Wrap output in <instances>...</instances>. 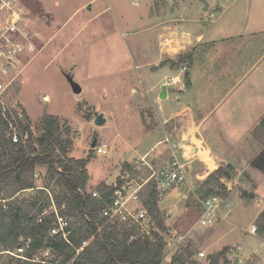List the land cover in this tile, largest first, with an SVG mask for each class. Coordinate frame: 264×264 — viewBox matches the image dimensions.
<instances>
[{
	"label": "rangeland",
	"instance_id": "1",
	"mask_svg": "<svg viewBox=\"0 0 264 264\" xmlns=\"http://www.w3.org/2000/svg\"><path fill=\"white\" fill-rule=\"evenodd\" d=\"M20 1L27 10L24 30L38 51L2 93L1 110L4 107L19 115L24 109L35 136L41 133L43 114L54 117L59 130L71 140L67 156L90 158L86 165L89 191L100 183L117 180L118 172L128 178L135 160L155 142L167 137L168 142L152 147L147 159L153 160V167L159 169L174 150L187 180L167 192L166 200L181 196L178 204L169 205L172 215H167L168 209L157 202V220L165 227L161 231L163 238L168 230L184 237L179 244L166 242L161 264H170L171 256L184 247L192 252L191 259L202 264H208L207 258L223 248L227 249L228 264H250V256L256 257L255 264H264V237L260 234L262 240L246 231L256 212L253 202L246 203L258 195V204H264V183H261L263 187H257L246 172L234 168L228 169V176L216 173L201 153L204 150L214 161L223 160L224 168L227 163L238 165L237 168L248 162L257 149L252 146L249 130L256 124V118L262 117L261 97L255 96L258 88L251 86L253 92L245 91L247 95L242 100L237 97L245 80H240L238 90L239 87L232 88L233 79L222 80L221 87L217 79L222 76V69L227 71V65H231L233 53L232 46L226 47L230 40L218 38L228 33L227 27H235L232 22L241 20L243 1L229 7L226 1L221 2L222 14L215 19L218 10H208V5L204 8L203 1L207 0H94L89 7L83 6L88 0ZM108 4L110 7L103 10ZM199 6L204 11L198 12ZM156 20L166 27H212L215 33L217 40L198 51V78L193 88L199 123L196 132L203 138L201 146L191 144V137L186 135L185 114L171 118L170 112L178 101L173 97L163 101L157 94L163 84L168 90L171 85L184 87L194 35L183 31L185 46L180 41L161 37L163 63L170 69L149 64L155 56V44L151 30L146 28ZM49 24L52 27H46ZM165 50L168 53L164 54ZM67 75L81 86L79 94L72 92ZM172 78H175L173 83ZM0 80L8 79L0 75ZM161 81L163 84L159 85ZM247 98H251V103L246 102ZM96 113H102L106 123L96 125ZM217 118H226L229 122L226 126L216 124ZM100 142L109 146L106 156L97 155L93 150ZM125 155H130V162H126ZM32 180L35 187L20 192L15 199L29 201L41 194L39 189L43 190L41 199L59 191L44 167L35 169ZM8 190L5 189L3 196ZM149 193L150 189L146 188L143 197ZM212 193L223 199L219 218L213 224L202 225L199 200ZM178 215L186 220L183 226L174 220ZM253 224L257 228V219ZM232 246L236 249L234 256L239 258L232 256ZM238 247L241 250L236 252ZM200 252L204 256H199ZM6 259H0V264Z\"/></svg>",
	"mask_w": 264,
	"mask_h": 264
},
{
	"label": "trees",
	"instance_id": "2",
	"mask_svg": "<svg viewBox=\"0 0 264 264\" xmlns=\"http://www.w3.org/2000/svg\"><path fill=\"white\" fill-rule=\"evenodd\" d=\"M9 121L17 128L16 142L10 139ZM40 130L35 136L24 109L18 115L6 108L3 113L0 107V250L13 249L30 240L25 256L30 258L39 250L50 249L54 264H161L166 246L161 231L165 227L157 220L155 191L150 190L147 197H142L155 228L149 234L136 236L135 230L100 216L101 202L86 187L89 179L86 165L90 158L67 156L71 140L59 130L57 120L43 114ZM253 135L264 139V120L254 128ZM249 165L264 174V145ZM37 167L46 169L49 180L54 181L59 191L41 199L43 190L39 189L41 194L29 201L15 199L20 192L35 187L32 176ZM225 167L217 163L214 172L228 176L229 167ZM6 188L9 190L3 196ZM95 189L106 194L111 186L100 183ZM51 200L58 213L70 220V244L58 235H49L55 219L53 213L38 221ZM256 231L264 237V209L258 215ZM132 235L135 237L131 238ZM226 252L223 248L210 255L208 264H228ZM191 255L188 247H184L171 256L170 264H202L191 259ZM5 258L6 262L1 264H39L0 253V259Z\"/></svg>",
	"mask_w": 264,
	"mask_h": 264
},
{
	"label": "built area",
	"instance_id": "3",
	"mask_svg": "<svg viewBox=\"0 0 264 264\" xmlns=\"http://www.w3.org/2000/svg\"><path fill=\"white\" fill-rule=\"evenodd\" d=\"M26 11L20 0H0V75L8 79L5 82L0 80V104H3L2 93L5 92L12 80L23 72L33 59L36 51H38L23 27ZM185 69L186 67L182 70ZM171 80L173 83L175 78ZM4 110L5 108L2 107L3 113ZM8 128L11 141L16 142L18 140L16 126L9 121ZM164 140L168 141V138L165 137ZM93 150L97 155L106 156L109 152V146L105 142H100L93 147ZM147 157L148 155L144 154L135 160V166L133 165L132 171H130L131 175L128 178L119 174L117 180L108 184L111 186L108 193H100L95 188L89 191L94 198L101 202L99 210L101 217L135 230L136 236L149 234L154 226L151 216L142 201L145 189L154 190L157 202H161L170 189L186 181L185 170L174 150H172L171 157L165 165L159 169L154 168L153 163ZM145 171L147 172L143 175ZM222 200L221 196L216 193L199 200L200 224H213L219 218L218 210L222 205ZM229 210L230 208L227 207L226 213ZM50 213L54 214L55 219L49 229V235H58L70 244V220L58 213L52 200L48 209L40 214L38 221H41L42 217ZM166 214L169 215L170 211H167ZM249 232L255 234L256 227L251 226ZM130 237L134 238L135 236ZM183 239V235L175 230H168L164 240L167 244L173 243L175 245L181 243ZM29 242L30 240H27L24 244L13 249L0 250V253H7L19 258L21 261L54 264L51 260L50 249L39 250L30 258L25 256L24 253L29 246ZM85 244L86 242L76 250L77 253L83 249ZM199 256H204V252H200Z\"/></svg>",
	"mask_w": 264,
	"mask_h": 264
},
{
	"label": "crops",
	"instance_id": "4",
	"mask_svg": "<svg viewBox=\"0 0 264 264\" xmlns=\"http://www.w3.org/2000/svg\"><path fill=\"white\" fill-rule=\"evenodd\" d=\"M226 1V7L232 6V5H236L238 1L240 0H232L231 2H229L228 0H207L206 3L208 5V10H218V12H216V16L214 17V19L222 14V10L220 8V3L221 2H225ZM243 2H241L242 6H243V10H242V18L240 21H236V22H232L235 27H227V32L225 35L221 36L220 38H218V40L221 39H226V40H230V42L228 43V46L226 47H230L232 46L233 48V53L231 58V65H227V71L226 69H222V76L219 78L217 77V79L219 80L218 83L220 84V87L222 85V80H229V79H233L234 83L232 85L233 87H239L238 90L241 87V84H239L240 80H245L243 82V86L241 88V90L238 92L239 96L237 98H242V100L244 98L245 95H247V93H245V91L250 90L253 92V90L255 88H258V93L255 94V96H260L261 99L259 101V108H260V114L262 115V117H260L259 119L256 118V124L253 125L252 128H250L249 130V135L253 141H252V146L256 149L254 155L263 147V140L264 139H260L258 137H255L253 135V130L254 128L259 124V122L261 120H264V0H242ZM92 2H94V0H88L86 1L83 6H87L89 7ZM212 5V6H211ZM109 4L107 7H105L103 10L109 8ZM101 10V11H103ZM198 12H202L204 11L202 7L199 6L198 8ZM101 11H99L98 13H100ZM97 14V13H96ZM214 14V12H213ZM92 17V16H91ZM90 17V18H91ZM69 18H67L65 20L68 21ZM235 21V20H234ZM62 25H64V23ZM59 26V27H62ZM46 27H52L51 24H49ZM147 30H151V34H152V39H153V44H155L154 47V59L150 60L149 64H161L162 66H166L169 68V66H167L166 64L163 63V59L165 55L162 54L163 51H161V47L160 45L163 44V41L161 40V37L164 38H168L170 40H172L173 42L178 43L179 41L181 42L182 46H185L183 42L185 38V35H183V31H188L189 33H191L190 35H194V44L192 45V52L191 55L189 56V64H188V72L185 74L186 78H187V82L185 83L184 87H177V86H173L171 85V87L167 88V86L165 85V97L164 98H159L160 100H167L169 98H174L178 101L177 103V107L172 110L170 112L171 118L174 117H179L182 114H185V122L187 123L186 125L188 126V132L186 133V135L189 137H191V141H193L191 144H194L195 146H199L202 142H203V138L201 136L200 133H197L196 131L198 130V120L196 119V112H197V107H196V101H195V92L193 90L194 88V84L196 82V79L198 78V74H197V70H198V51L203 49L205 46H209V44H213L215 42L216 36L214 31H212V27H198V29L193 28V27H166V26H160V24L158 23V21H153L149 27L146 28ZM181 34V35H180ZM179 35V37H177ZM184 37H181V36ZM187 35V34H186ZM161 41V42H160ZM164 46V44H163ZM185 48V47H184ZM165 52H167V50L164 51V54H166ZM168 53V52H167ZM161 62V63H160ZM153 65V66H155ZM170 69V68H169ZM177 72V71H176ZM173 71V73H176ZM168 76V75H166ZM143 79V78H142ZM157 83L152 84L149 89H153ZM163 84V81H161L159 83V85ZM218 84V86H219ZM164 85V84H163ZM214 85V84H213ZM254 88L253 90H251L252 87ZM81 87V86H80ZM162 87V85H161ZM161 87H159V89H157V94L159 93V95L161 94ZM82 89V88H81ZM82 91V90H81ZM225 93L228 94V91H226ZM156 94V95H157ZM221 94V93H220ZM251 94V93H248ZM223 96H226L225 94ZM156 97V96H155ZM251 98H247L246 102L249 104L251 103ZM215 106L216 108L218 107L217 103L215 102ZM257 109V108H256ZM231 111V109L229 110ZM258 114V116L260 115ZM226 118H217L215 120V123L218 124L220 123V125L222 123L227 124V122H229L228 120H225ZM106 120V119H105ZM106 123V121H105ZM165 138L157 141L154 143L153 146H155L156 144L160 143V142H165L164 140ZM168 142V141H167ZM253 143H259L260 145L258 147H256V145H254ZM152 146V147H153ZM201 146V145H200ZM152 147L144 154H148L149 151H151ZM202 154H205V156L203 158H207L209 160V164L212 166V169H214L215 165L217 163H221L223 165V160L222 161H214L208 154L205 153V151L203 150V152H201ZM253 155V156H254ZM252 156V157H253ZM251 157V158H252ZM130 155H125L124 159H127L126 162H130L129 160ZM202 158V159H203ZM250 158V159H251ZM249 159V161H250ZM249 161L248 162H244V167L240 166V167H235L231 164H225L226 166L229 167V169L234 168L236 171L237 170H242V172H246L247 175L250 176V178L254 181V183L257 185V187H263L261 186V183H264V174H262L260 171H258L257 169L251 167L249 165ZM153 163V160L151 161ZM206 164V163H205ZM208 165V164H207ZM208 171V170H207ZM119 172L117 173L118 177ZM186 180H187V176H186ZM114 182V181H113ZM106 184L108 185L109 182ZM111 184V183H110ZM264 185V184H263ZM177 187V186H176ZM180 190V188H179ZM168 195H166V197L164 198V200L162 202H159L160 206L166 207L168 210L170 211V214L172 215V208H169V205L172 204H177L179 203V201L181 200L179 196L176 199H170V200H166ZM260 197H258V195H255L252 197L251 200H249L246 204H250L253 202L252 206L255 207V213L254 216L251 220V223L249 225V227L247 228V232L249 234H251L249 232V229L252 225H254V221H256V219L258 218V215L260 214V212L264 209V204H262L260 206V204H258V199ZM198 209H199V213H200V204L198 205ZM176 224L179 223V225H184V223L186 222L184 217H180V215H178L175 219ZM182 225V226H183ZM251 235H255L259 238H263L260 236V234L256 231L255 234H251ZM263 240V239H262ZM229 246V245H228ZM231 246V245H230ZM235 247L232 246V256L235 257ZM241 250V247H238V251L239 252ZM235 258H239L238 256H236ZM249 263L250 264H255L256 261V257L250 256L249 258Z\"/></svg>",
	"mask_w": 264,
	"mask_h": 264
},
{
	"label": "water",
	"instance_id": "5",
	"mask_svg": "<svg viewBox=\"0 0 264 264\" xmlns=\"http://www.w3.org/2000/svg\"><path fill=\"white\" fill-rule=\"evenodd\" d=\"M203 2H204V8H206L207 3H206V1H203ZM66 78H67V81H68V83H69V85L71 87L72 92L75 93V94H79L81 92V90H82L80 85L76 81H74L72 76L67 75ZM165 88H166L165 85H162L161 94H160L161 98L165 97ZM105 121L106 120H105V118H104L102 113H99V114L96 113L95 114L94 123L96 125H102V124L105 123ZM93 146H94V143L91 144V147H93Z\"/></svg>",
	"mask_w": 264,
	"mask_h": 264
}]
</instances>
